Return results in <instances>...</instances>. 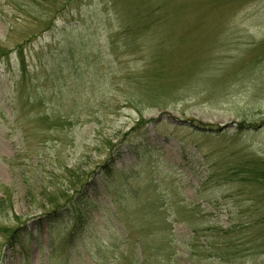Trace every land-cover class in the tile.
<instances>
[{
  "label": "rangeland",
  "instance_id": "rangeland-1",
  "mask_svg": "<svg viewBox=\"0 0 264 264\" xmlns=\"http://www.w3.org/2000/svg\"><path fill=\"white\" fill-rule=\"evenodd\" d=\"M257 163L264 0H0V264H264Z\"/></svg>",
  "mask_w": 264,
  "mask_h": 264
},
{
  "label": "trees",
  "instance_id": "trees-1",
  "mask_svg": "<svg viewBox=\"0 0 264 264\" xmlns=\"http://www.w3.org/2000/svg\"><path fill=\"white\" fill-rule=\"evenodd\" d=\"M20 54H21V57H22V52H20ZM23 61L24 60H23V57H22V65L24 64ZM73 67H74V64H73L72 68ZM23 73H27L25 67L23 68ZM23 80H25V77L24 76H23ZM243 128H244V126H243ZM113 166H114V160L112 158H110V159L107 160V162L105 163L104 167L101 168V172L102 171L103 172H110V171H112V172L115 173V170H114ZM257 166L258 167H250L251 168L250 170L251 171L252 170H254V171L255 170L261 171L263 169L262 172L261 173H257L256 175H253V177H251V178H248V181L251 184H259V186L261 184L264 185V182H263L264 181V179H263L264 178V163H259V164L257 163ZM259 167H261L262 169H260ZM250 170H249V172H250ZM239 173H241V171H239ZM0 207H1V205H0ZM164 226L168 227V226H170V224L166 223V220H164ZM188 227L191 228L192 226H188ZM197 232H198L197 229L196 228H193V233L196 234Z\"/></svg>",
  "mask_w": 264,
  "mask_h": 264
}]
</instances>
